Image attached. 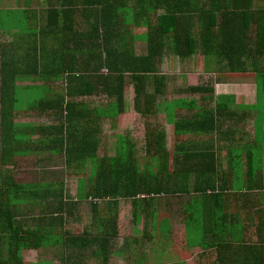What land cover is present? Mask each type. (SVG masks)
<instances>
[{
  "label": "crops",
  "instance_id": "0c3cea01",
  "mask_svg": "<svg viewBox=\"0 0 264 264\" xmlns=\"http://www.w3.org/2000/svg\"><path fill=\"white\" fill-rule=\"evenodd\" d=\"M39 3L0 0L2 46L15 37L56 39L67 60L83 68L86 19L79 11L58 19ZM256 28L252 23L249 39ZM52 44L44 48L48 54L58 50ZM196 56L205 79L165 76L156 98L134 94L111 105L115 99L106 95L77 94L64 98L63 106H74L68 120L70 109L54 104L19 112V122L40 131L25 128L35 147L15 145L0 167V209L14 216L0 235L14 247L26 233H35L34 244L39 236V248L20 250L23 264H264V58L244 59L243 74L229 73L215 57ZM10 65L19 71L16 87L66 92L64 80H29L32 53ZM191 82L208 85H182ZM84 134L82 141L69 138ZM74 145L96 149L97 160L81 158ZM27 150L33 153L22 155ZM33 160V172L21 180L18 170Z\"/></svg>",
  "mask_w": 264,
  "mask_h": 264
},
{
  "label": "trees",
  "instance_id": "16d2710c",
  "mask_svg": "<svg viewBox=\"0 0 264 264\" xmlns=\"http://www.w3.org/2000/svg\"><path fill=\"white\" fill-rule=\"evenodd\" d=\"M20 2V0H17ZM39 4L48 13L58 19H69L76 12L86 19L90 26L87 38L82 41V57H88L83 68L68 54L61 51L62 44L56 39L45 40L15 37L11 46L0 43V167H6L9 153L15 147H35L36 142L26 140L30 135L25 128L35 129L39 125L31 122H19V112L32 106L40 108L57 105L69 110L66 117L74 111L73 103L64 98L75 95L101 97L106 95L115 99L111 105H120L123 100L125 76H129L135 85L138 97L162 94V81L167 78L158 74L165 58L174 64L196 56L215 57L229 73H246L244 59L264 58V0H39ZM79 11V12H78ZM252 23L257 24L255 40L249 39ZM146 28L144 34H134L133 28ZM102 28V29H101ZM102 30V32L100 31ZM119 30H123L120 32ZM56 46L53 54L44 50L46 46ZM146 45V54L137 56L134 44ZM247 43L249 45H247ZM61 44V45H60ZM74 55L75 47L68 49ZM33 54L35 69L29 80L63 81L67 83L66 92L51 87L19 88L14 78L19 73L10 63L19 55ZM169 54V55H168ZM76 67L85 72L80 75ZM106 70L107 75H99ZM47 72V73H46ZM99 75V76H98ZM13 77L11 79V77ZM26 73L21 77L25 79ZM259 79V76L256 75ZM19 79V80H23ZM76 83V86L72 84ZM82 83V84H81ZM154 88V92L146 89ZM102 86L101 92L97 90ZM72 88H76L73 90ZM192 92L195 89L192 88ZM80 93V94H79ZM52 96V98H50ZM26 98H28L26 100ZM37 110V111H38ZM63 131V127L60 128ZM41 133V132H40ZM41 137V136H40ZM70 140L81 138L69 136ZM72 138V139H71ZM58 146L63 149L64 139L59 138ZM41 140L38 146H42ZM75 146V145H74ZM78 155L87 160L96 161V149L90 152L84 146H75ZM89 147V146H88ZM27 150L24 154H31ZM115 170V168H114ZM112 171V175H113ZM8 176V171L6 172ZM2 171L0 169V175ZM140 193L137 190L134 196ZM138 198H134V206ZM140 203L136 204L138 207ZM7 217V218H6ZM12 214H4L0 209V227L6 220H12ZM3 233V231H0ZM37 235V234H36ZM37 242H40L37 235ZM35 233H26L21 245L14 247L10 241H4L0 235V264H23L20 250H36L40 244H34ZM36 242V240H35Z\"/></svg>",
  "mask_w": 264,
  "mask_h": 264
},
{
  "label": "rangeland",
  "instance_id": "374dc122",
  "mask_svg": "<svg viewBox=\"0 0 264 264\" xmlns=\"http://www.w3.org/2000/svg\"><path fill=\"white\" fill-rule=\"evenodd\" d=\"M123 31V30H121ZM147 30L146 29H133V33L135 34H143L145 33ZM133 47H135V51H136V55L137 56H143L146 54V45H144L142 42H138L136 44L133 45ZM169 55V54H168ZM199 61V57H194L191 60L182 62L179 59H176V61L174 62V64L170 63L169 60L167 58L164 59L162 65L160 67L157 68L158 70V74L163 75V76H169V77H173L174 79L177 78H182V79H192V81H197V80H202L205 79V77L203 75H200L201 73L196 71V67H195V63ZM203 64V61L200 62L199 67H201ZM211 78V77H210ZM207 82V81H206ZM179 83V82H176ZM126 84H128L127 87H124V91H123V97H125L128 102L134 98V88L135 85L132 84V82L127 79L126 80ZM132 87H129L131 86ZM182 85L184 87H194V86H202V85H208L205 83H198L195 84L193 82L191 83H182ZM59 87H61L59 85ZM35 161L33 160L32 162H29L26 164V166H23L22 168H20L18 170V176L21 180H26V178L33 172L32 170H34V163ZM49 172L50 169L48 170ZM7 173L4 174L3 176L6 177ZM13 216V215H12ZM14 218V216L12 217V219ZM14 221V220H13Z\"/></svg>",
  "mask_w": 264,
  "mask_h": 264
}]
</instances>
